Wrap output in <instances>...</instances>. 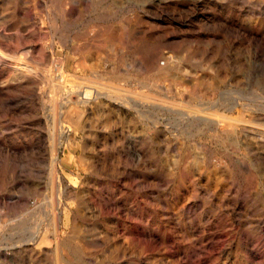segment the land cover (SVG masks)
<instances>
[{
    "label": "rangeland",
    "instance_id": "374dc122",
    "mask_svg": "<svg viewBox=\"0 0 264 264\" xmlns=\"http://www.w3.org/2000/svg\"><path fill=\"white\" fill-rule=\"evenodd\" d=\"M0 54V264H264V0H0Z\"/></svg>",
    "mask_w": 264,
    "mask_h": 264
},
{
    "label": "bare ground",
    "instance_id": "6f19581e",
    "mask_svg": "<svg viewBox=\"0 0 264 264\" xmlns=\"http://www.w3.org/2000/svg\"><path fill=\"white\" fill-rule=\"evenodd\" d=\"M62 3V2H61ZM97 26V25H96ZM119 27V26H118ZM120 28V27H119ZM106 29V28H105ZM109 29V28H108ZM111 29V28H110ZM110 29L107 31V32H105V34L106 33H110ZM107 30V29H106ZM86 34H88V32L86 33ZM108 36H109V34H108ZM109 40V39H108ZM78 43V42H77ZM84 44V43H83ZM110 44H112V43H110ZM107 46V45H106ZM27 47V46H26ZM75 47V49H77L78 50V46L76 47V46H74ZM109 47V46H108ZM24 48V47H23ZM81 48V47H80ZM79 52V51H78ZM75 53H76V51H75ZM1 55V54H0ZM160 56L161 55H154L153 57H151V59H150V61L148 62V65H147V69H150V70H160V69H162V65H165V67L166 68H168L169 66H170V59H169V57H166V56H164V61H162V63L160 62ZM84 59V58H83ZM147 60H149V58L147 59ZM20 61V60H19ZM81 61V60H80ZM79 61V62H80ZM3 62V61H2ZM61 62V61H60ZM69 62V61H68ZM4 63V62H3ZM22 63V62H21ZM80 63H82V64H86L85 62L83 63L82 61L80 62ZM24 64H25V62H24ZM57 64H59V63H57ZM61 64V63H60ZM59 64V65H60ZM75 64V63H74ZM81 64V65H82ZM23 65V64H22ZM72 65V64H71ZM77 65V64H76ZM80 65V64H79ZM13 66V65H12ZM19 66V65H18ZM31 66V65H30ZM29 66V67H30ZM69 66V65H68ZM84 66V65H83ZM23 67V66H22ZM164 67V66H163ZM165 67L163 68V69H165ZM12 68V67H11ZM19 68V67H18ZM166 70V69H165ZM68 71V70H67ZM60 72L64 75L65 73H66V70H64V68L62 69V67H61V70H60ZM71 72V71H70ZM160 72V71H159ZM55 73V72H54ZM67 73H69V72H67ZM75 73V72H74ZM57 74V73H56ZM55 74V75H56ZM70 74V73H69ZM53 75V74H52ZM51 75V76H52ZM72 75V74H71ZM76 75V74H75ZM57 76V75H56ZM55 76V77H56ZM55 77H52V78H55ZM59 77H60V79H62V77L59 75ZM173 77V76H172ZM50 79L51 81H53L54 83H56V84H58L59 86H62L63 88L65 87V85L64 84H62V83H57L56 81H54L53 79ZM58 78V77H57ZM175 78V77H174ZM56 79V78H55ZM177 79V78H176ZM59 80V79H58ZM209 80H210V78H209ZM172 81V80H171ZM176 81V80H175ZM178 83V82H177ZM183 83V82H182ZM195 83V82H194ZM95 84H98L99 85V83H95ZM190 84H192V83H190ZM206 85H208L207 87L205 86V88H206V91L208 90H211L212 89V87H213V82L212 83H205ZM193 85V84H192ZM182 86H183V88L185 87V85L184 84H182ZM187 87V86H186ZM70 88V87H69ZM81 88V89H80ZM99 88V87H98ZM188 88V87H187ZM186 88V89H187ZM200 88H201V86H199V84H198V86L197 85H194L190 90H192L193 92H195V91H198V90H200ZM68 89V88H67ZM91 89V88H90ZM69 91H67L66 93H67V98L68 99H70V100H73V99H85V100H81V101H83L84 103H86V102H88V100H89V98L91 99H93V98H95L96 96H98V95H102V93H100L99 91H96V90H89V89H83V87L82 86H78V88L77 89H75V90H70V89H68ZM113 90V89H112ZM189 90V91H190ZM201 91H203L204 92V89H202ZM199 92V91H198ZM89 94H90V96H92V97H90L89 96ZM92 94V95H91ZM65 95V94H64ZM88 95V96H87ZM196 95V94H195ZM84 96L86 97V98H84ZM112 96V95H111ZM113 97V96H112ZM111 98V97H110ZM100 99V98H99ZM104 99V98H103ZM65 100V99H64ZM101 100V99H100ZM123 100V99H122ZM107 101V100H106ZM105 101V102H106ZM113 102V101H112ZM64 103V102H63ZM90 103V102H89ZM103 104H104V102H103ZM109 104V103H108ZM85 105H87V104H85ZM89 106V105H88ZM118 107V106H117ZM117 107H116V109H117ZM104 108V107H103ZM91 109V108H90ZM89 110V109H88ZM94 110V109H93ZM108 110H110V107H108ZM118 110V109H117ZM76 116L77 115H74V116H72V120L73 119H75L76 118ZM70 120V119H69ZM74 121V120H73ZM239 122V121H238ZM231 124V123H230ZM226 125H227V123H226ZM229 125V124H228ZM247 125V124H246ZM250 127V126H249ZM58 157V156H57ZM57 160V159H56Z\"/></svg>",
    "mask_w": 264,
    "mask_h": 264
}]
</instances>
